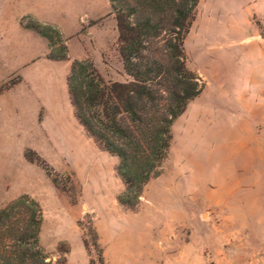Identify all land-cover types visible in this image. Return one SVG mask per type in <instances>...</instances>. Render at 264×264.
Returning <instances> with one entry per match:
<instances>
[{
  "label": "rangeland",
  "instance_id": "374dc122",
  "mask_svg": "<svg viewBox=\"0 0 264 264\" xmlns=\"http://www.w3.org/2000/svg\"><path fill=\"white\" fill-rule=\"evenodd\" d=\"M241 30L264 41V0H198L184 51L208 91L173 123L167 158L129 208L117 200L125 189L118 159L75 119L66 87L74 60L91 62L106 82L129 80L109 0H0V93L18 85L4 103L16 108L10 133L27 144L20 161L16 146L8 152L15 175L0 185V208L21 195L39 204L51 264H264V183L235 181L216 150L220 119L205 110L215 107L217 55L221 63ZM62 45L67 59L49 60ZM35 59L46 65L44 84L29 67ZM26 150L41 166L25 160ZM222 164L227 173L217 171Z\"/></svg>",
  "mask_w": 264,
  "mask_h": 264
},
{
  "label": "trees",
  "instance_id": "16d2710c",
  "mask_svg": "<svg viewBox=\"0 0 264 264\" xmlns=\"http://www.w3.org/2000/svg\"><path fill=\"white\" fill-rule=\"evenodd\" d=\"M109 3L129 80L106 82L91 62L74 60L66 87L75 119L102 150L118 159L116 174L125 186L118 202L134 208L167 158L173 123L206 86L187 69L184 51L198 0ZM27 29L51 44L38 26ZM48 59L66 60L67 48L62 45L61 55ZM24 158L43 163L32 150H26ZM41 224V208L27 195L1 207L0 264H51L40 246Z\"/></svg>",
  "mask_w": 264,
  "mask_h": 264
},
{
  "label": "crops",
  "instance_id": "0c3cea01",
  "mask_svg": "<svg viewBox=\"0 0 264 264\" xmlns=\"http://www.w3.org/2000/svg\"><path fill=\"white\" fill-rule=\"evenodd\" d=\"M222 55L221 63H219L221 59L219 54L215 60L221 71L215 81V107L205 108L206 111L213 109L216 119H220L216 127V150L221 151L219 155L221 159L231 161L229 169L231 172L234 171L231 176H236L237 183H264V41L262 36L259 33L241 30L230 50L222 52ZM59 63L47 64L55 67ZM45 66L40 64L38 59L29 66L32 67V72L37 73L38 80L43 84L46 78ZM24 76L22 72V77ZM17 86L0 93V185L10 181V178L15 175L14 164L8 162L9 150L12 151L16 146L17 159L20 161L22 153L19 152L27 147L26 143L17 141L8 129L7 118L16 112V108H12L11 103H4L5 95ZM205 91L207 92L208 88L204 89L199 96L203 97ZM42 105V102H35L36 111L40 110ZM217 171L227 173L228 168L226 164H222ZM19 175L24 177L25 174ZM246 193L249 196V193H254V190H247Z\"/></svg>",
  "mask_w": 264,
  "mask_h": 264
}]
</instances>
